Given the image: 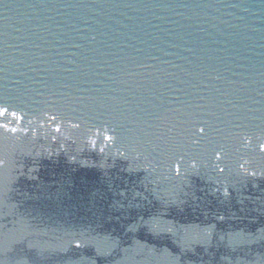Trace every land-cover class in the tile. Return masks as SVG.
I'll list each match as a JSON object with an SVG mask.
<instances>
[{
  "label": "water",
  "instance_id": "water-1",
  "mask_svg": "<svg viewBox=\"0 0 264 264\" xmlns=\"http://www.w3.org/2000/svg\"><path fill=\"white\" fill-rule=\"evenodd\" d=\"M60 158L132 176L126 211L264 181V0H0V264H264L137 233L159 218L98 232L49 215L23 182Z\"/></svg>",
  "mask_w": 264,
  "mask_h": 264
},
{
  "label": "flooded vegetation",
  "instance_id": "flooded-vegetation-1",
  "mask_svg": "<svg viewBox=\"0 0 264 264\" xmlns=\"http://www.w3.org/2000/svg\"><path fill=\"white\" fill-rule=\"evenodd\" d=\"M107 173L105 177L104 170L77 167L60 158L40 163L37 179L24 180L23 187L38 196L35 202L38 209L67 223L89 225L82 227L98 232L112 228L122 231L139 216L151 218V223H157L154 219L159 218L164 231L159 233L153 228L142 227L137 233L156 245L171 248L184 258L216 263L222 258L246 257L264 251V181L255 185L248 182L240 191L230 192L226 199L220 194L208 195L205 189L197 193L196 199L180 204L159 202L149 196L148 201L136 198L139 207L126 211L119 207L127 205L119 190L139 187L132 176L128 177L118 168ZM124 195L128 197L129 192ZM168 221L174 229L167 227ZM196 224L204 227L197 233L210 240L209 246L182 242L189 232L180 227ZM248 234L256 239L251 246L232 247L227 239V236L229 240L237 236L245 239Z\"/></svg>",
  "mask_w": 264,
  "mask_h": 264
}]
</instances>
